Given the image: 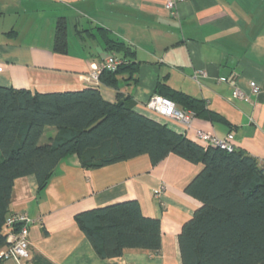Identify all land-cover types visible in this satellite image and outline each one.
<instances>
[{"label":"crops","instance_id":"0c3cea01","mask_svg":"<svg viewBox=\"0 0 264 264\" xmlns=\"http://www.w3.org/2000/svg\"><path fill=\"white\" fill-rule=\"evenodd\" d=\"M167 1L0 0V86L33 94L98 88L106 101L115 102L117 91L91 77L112 53L106 34L135 53L136 81L123 74L118 85L135 100L136 112L201 145L195 130L220 139L232 134L235 149L264 167V0H188L174 16ZM60 18L68 27L66 55L53 49ZM159 82L204 100L220 118L196 116L188 129L149 111L146 103ZM252 82L259 94L251 93ZM235 88L248 99H234ZM202 168L175 155L154 166L142 155L84 170L72 156L42 191L35 176L17 179L10 213L32 220L29 264H182L179 235L201 206L185 189ZM128 201L139 202L144 216L161 222V252L127 249L121 257L101 259L75 216Z\"/></svg>","mask_w":264,"mask_h":264},{"label":"trees","instance_id":"16d2710c","mask_svg":"<svg viewBox=\"0 0 264 264\" xmlns=\"http://www.w3.org/2000/svg\"><path fill=\"white\" fill-rule=\"evenodd\" d=\"M104 38L123 62L116 72L100 75L102 84L117 91L115 102L98 88L33 94L0 86V250L7 245L4 224L17 179L35 176L42 191L68 157L76 156L84 170H96L142 155L156 166L175 155L203 166L185 189L201 206L179 235L182 264H264V167L242 150L201 145L136 112L135 100L118 85L123 74L135 80V53ZM68 48L67 22L60 18L53 49L66 55ZM154 95L197 117L220 118L204 100L166 83L159 82ZM75 221L101 259L121 257L127 249L161 252V222L144 216L137 201L81 212Z\"/></svg>","mask_w":264,"mask_h":264},{"label":"built area","instance_id":"2783aa9c","mask_svg":"<svg viewBox=\"0 0 264 264\" xmlns=\"http://www.w3.org/2000/svg\"><path fill=\"white\" fill-rule=\"evenodd\" d=\"M188 0H168L166 9L171 16L175 15L177 6ZM122 59L116 55L110 54L106 56L101 65L97 67L91 74L95 82H100V75L103 71L116 72L122 64ZM2 67L0 66V72ZM250 90L253 94H259L261 88L255 83H250ZM234 99L246 100L248 94L239 88H235L232 92ZM146 108L162 117L174 119L182 122L188 129L192 128V122L195 114L191 111H185L179 108L172 100L160 95H153L146 103ZM197 138L202 140L206 145L219 148L221 150L232 152L235 147L232 145L233 135L229 134L226 139H220L212 134L195 130ZM31 218L26 213H11L8 215L4 224V234L6 236L7 245L0 250L1 262L13 261L16 264H29L33 258L30 245V226Z\"/></svg>","mask_w":264,"mask_h":264}]
</instances>
